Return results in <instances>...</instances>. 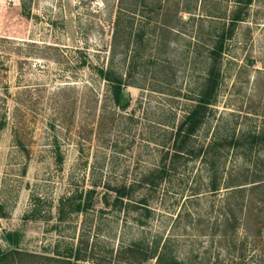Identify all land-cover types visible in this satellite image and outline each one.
Listing matches in <instances>:
<instances>
[{
  "label": "rangeland",
  "instance_id": "rangeland-1",
  "mask_svg": "<svg viewBox=\"0 0 264 264\" xmlns=\"http://www.w3.org/2000/svg\"><path fill=\"white\" fill-rule=\"evenodd\" d=\"M3 121L1 245L69 260L23 264H264V0H0Z\"/></svg>",
  "mask_w": 264,
  "mask_h": 264
},
{
  "label": "trees",
  "instance_id": "trees-1",
  "mask_svg": "<svg viewBox=\"0 0 264 264\" xmlns=\"http://www.w3.org/2000/svg\"><path fill=\"white\" fill-rule=\"evenodd\" d=\"M98 75L109 82L110 84V95L113 103L120 109H124L128 105V97L125 95L123 91V83L121 79L118 78H112V72L109 70H104L103 68L98 70ZM210 78H206L204 80L203 86L197 96L196 103L194 104L193 108L187 112V114L184 116L183 120L181 121L180 125L175 129V138L176 140L179 139L181 142H185L187 139H190L191 136L196 132L201 119L203 117V110L206 108L207 105L211 104V95L214 90L215 82L211 84V86H208V83L210 82ZM4 127V121L0 122V129ZM181 139V140H180ZM174 153L173 156H177V152L179 151L180 147L174 145ZM114 193V203H122L124 199L131 197V188H126L125 186H122L121 188H113L112 189ZM95 194V188H91L89 190H86L85 192H80L77 195H68L64 198H61L59 201L58 206V215L59 217H63L65 214V204L69 205L68 212H76V213H84L91 207H93V197ZM84 197V199H82ZM103 198H106L103 196ZM1 209V205H0ZM34 212V209L33 211ZM1 241L3 243H7L8 245H17L18 238L16 236V233L12 232H5L3 234V237L1 238ZM68 256L69 258L71 257ZM150 256H147V258H151ZM26 258H36L39 260H46V261H52V262H61L69 263V260H61L59 258H49L47 256H37L29 253H24L19 251L18 249H8L1 245L0 242V264H23V262L26 260ZM79 256L74 254L73 260H79Z\"/></svg>",
  "mask_w": 264,
  "mask_h": 264
}]
</instances>
